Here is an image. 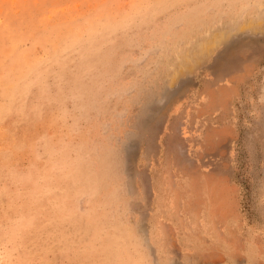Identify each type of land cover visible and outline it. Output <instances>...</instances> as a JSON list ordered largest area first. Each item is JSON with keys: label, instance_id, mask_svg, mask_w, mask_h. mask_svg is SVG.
Listing matches in <instances>:
<instances>
[{"label": "rangeland", "instance_id": "374dc122", "mask_svg": "<svg viewBox=\"0 0 264 264\" xmlns=\"http://www.w3.org/2000/svg\"><path fill=\"white\" fill-rule=\"evenodd\" d=\"M0 264H264V0H0Z\"/></svg>", "mask_w": 264, "mask_h": 264}]
</instances>
